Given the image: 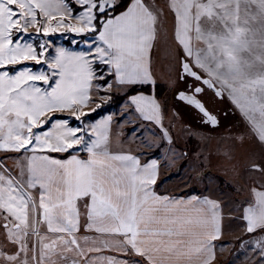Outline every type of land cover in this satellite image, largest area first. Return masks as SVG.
Returning a JSON list of instances; mask_svg holds the SVG:
<instances>
[{"label": "snow or ice", "instance_id": "1", "mask_svg": "<svg viewBox=\"0 0 264 264\" xmlns=\"http://www.w3.org/2000/svg\"><path fill=\"white\" fill-rule=\"evenodd\" d=\"M169 19L176 98L215 127L200 97L226 95L264 148V0H0V264H212L220 203L157 193L159 157L113 150V116L90 119L121 87L128 112L115 123L135 115L145 126L128 135L155 136L154 124L156 151L173 144L153 94ZM58 33L74 47L56 45ZM250 170L240 218L264 264V160Z\"/></svg>", "mask_w": 264, "mask_h": 264}, {"label": "rangeland", "instance_id": "2", "mask_svg": "<svg viewBox=\"0 0 264 264\" xmlns=\"http://www.w3.org/2000/svg\"><path fill=\"white\" fill-rule=\"evenodd\" d=\"M161 1L162 0H151V2L156 5H159ZM59 38L63 40V42L66 40L70 42L73 36L63 34ZM50 39L55 40V37H50ZM167 46V49L170 48L172 50V44L170 46L167 44ZM200 47H203V45L200 44L198 48ZM174 56L175 48L173 46V52L169 60L165 61L167 65L172 66V72L170 73L171 79L175 77L173 71V66L175 64ZM168 85H166L167 87L161 88L163 94L161 95L160 102L165 106L164 113H166V120L163 124L165 128H169L173 144L169 145L165 142L164 146L167 144V146H170V148L176 151L177 157L180 160L174 167L175 169H172L171 173L165 178L170 179L176 177L175 175H177L178 172L185 168L186 165H189V179H197L198 175L193 176V173L198 171L200 173L198 176L199 181L196 180L189 187V190H192L201 185L200 182L203 176L209 178L214 177L220 187V179L218 176H221L223 178L224 188L222 189V187H220V189L224 192H228L229 196L225 198V200H228L232 207L234 206L232 210H238L242 205L243 198L240 197L243 196V192H245L243 189L252 186L253 180H258L259 174L250 169L254 162H261L264 160V148H261L258 144L244 135L245 121L239 110L235 108L226 95L223 98H218L214 96L210 90H206L200 97L205 103L206 109L209 110L218 121L217 125L213 127L201 123V114L176 98V92L178 90H185L183 84H180L178 89L172 88L170 83H168ZM112 109L114 108H111L110 111ZM147 127L151 128L152 131L157 134L153 136L147 131L144 132L145 138L142 142L152 145L151 151L146 152V154H148V156H152L153 153L158 155L161 148L157 152L156 146L161 142L160 131L153 125ZM169 163L172 162L169 161ZM172 164H174V162ZM181 186V188L186 189L183 185ZM237 196L238 198H236ZM232 210H230V212H233ZM258 235L259 234H251L239 238L234 243L230 252V258L233 252L240 246V243H243L242 241L246 238H248V240L241 244L244 247L242 253L245 252V249L250 250L254 248V241L257 239ZM10 250V248L5 249V251ZM234 256L235 255L232 256V259ZM229 260L228 257L222 264H228Z\"/></svg>", "mask_w": 264, "mask_h": 264}, {"label": "crops", "instance_id": "3", "mask_svg": "<svg viewBox=\"0 0 264 264\" xmlns=\"http://www.w3.org/2000/svg\"><path fill=\"white\" fill-rule=\"evenodd\" d=\"M165 3V0H162L160 2L159 7H162ZM163 29V35L158 39L156 43V50L153 53V71L155 74V78L157 80V85H160L162 88L167 87L168 83H170L172 72V66L167 65L165 62L166 60H169V57L171 53L173 52V42L171 40V20L169 19L166 25L162 26ZM29 32H34L33 29H29ZM63 34H53L51 37H55V44L59 46H64L66 48L72 49L74 46L70 43V46H66L59 37ZM72 35L73 34H69ZM57 37V38H56ZM167 44L169 46L172 44L171 47L172 50L168 48ZM201 43L194 42V46L198 48ZM175 48V46H174ZM164 84V86H163ZM169 86V85H168ZM126 92V89L121 87H116L112 89V94H123ZM154 92V91H153ZM154 94V93H153ZM99 99V98H98ZM128 98H126L122 103H120L116 108L112 109L110 112L105 113L104 115L98 117L97 119L93 121H97L104 116L111 115L113 116V126H112V137H111V147L115 151H124L129 152L131 151L133 154H139V153H145L151 151V147H145V143L142 142V140L145 138V135L143 134L142 137L137 138L135 135H128L127 130L131 128L133 125H139L140 127L145 126V122L138 120L135 115L128 116L127 120L121 121L119 125L115 123L117 119H119L121 116H123L126 112H128ZM158 99V98H157ZM161 98L158 99L160 102ZM161 103V102H160ZM92 108L95 107V104L91 106ZM90 109H85V111H89ZM163 116V123L166 120V117ZM56 115H63L68 116L70 114L68 113H57ZM128 121H131L129 123ZM155 126L154 124H148L147 126ZM158 128V127H157ZM170 146H164L161 148L160 153L157 155L159 159L157 160L158 167V175H157V183L155 186V190L157 193L160 194H166L170 197H179L183 199L191 198L192 196H199V197H208L214 201H217L222 206V234L220 239L213 241L212 243L216 245L214 248V254L215 258L212 261V264H222L224 260H227L229 257L228 264H253L252 257L254 256V253L250 251L249 249H245V252L242 253L244 250L243 244L248 240L246 238L243 243H240V246H238L237 250L233 252L232 256L234 258L232 259V256L230 258V252L234 246V243L241 238L242 236H249L251 234L246 232V222L243 221L240 217L242 214V208H238V210L234 211L232 210L231 204L229 201L225 200V198H228V192H224L220 189L218 182L216 179L209 178V177H202L201 185L199 187L197 186L195 189L189 190V187L192 185L193 182L198 180L199 171L193 173V176H197V179L192 180L189 179L190 170L188 166L186 165L185 168H183L180 172L175 175L176 177L167 179L165 178L169 173H171L172 169H175L174 167L180 160L177 157V152L174 151L172 148L171 151H169ZM84 158H87L86 153H82ZM148 156V154H147ZM150 157V156H148ZM141 162L143 163L146 159V156L140 157ZM171 161L174 164L169 163ZM8 164H11V161L7 162ZM192 176V174H191ZM199 181V180H198ZM184 183V184H183ZM183 185L186 187V189L181 188ZM249 186L248 188H244L243 196L240 198H243L242 205L244 207H247L248 204L246 201L252 200V196L250 193V189L253 187ZM258 186V185H256ZM180 187V188H178ZM232 198V197H231ZM234 198V197H233ZM238 198V196L236 197ZM234 202V201H233ZM236 203V202H234ZM238 204V203H237ZM232 210L233 212H230ZM221 244H224L225 246L223 248L220 247ZM134 259H141L140 257H134ZM142 264L144 262L142 261Z\"/></svg>", "mask_w": 264, "mask_h": 264}, {"label": "trees", "instance_id": "4", "mask_svg": "<svg viewBox=\"0 0 264 264\" xmlns=\"http://www.w3.org/2000/svg\"><path fill=\"white\" fill-rule=\"evenodd\" d=\"M124 3L127 4L128 3V0H124ZM64 44L66 46H70V42H68L67 40L64 42ZM161 88L162 87L160 85H158L153 90L154 91L153 92L154 95L158 99H160L161 98V95L163 94ZM128 97H129V95H125V93H123V94H112V99H111L110 103L106 106V110H101L99 113L94 114L92 117H90V119L91 120H95L98 117L104 115L105 113L109 112L111 108L117 107L120 103H122ZM57 116H63V115H57ZM218 177L220 179V187H222V189H223L224 188L223 187V178L221 176H218Z\"/></svg>", "mask_w": 264, "mask_h": 264}, {"label": "bare ground", "instance_id": "5", "mask_svg": "<svg viewBox=\"0 0 264 264\" xmlns=\"http://www.w3.org/2000/svg\"><path fill=\"white\" fill-rule=\"evenodd\" d=\"M236 116V115H235ZM232 121V120H231ZM233 122V121H232ZM232 130H233V128H232ZM231 131V130H230Z\"/></svg>", "mask_w": 264, "mask_h": 264}, {"label": "flooded vegetation", "instance_id": "6", "mask_svg": "<svg viewBox=\"0 0 264 264\" xmlns=\"http://www.w3.org/2000/svg\"><path fill=\"white\" fill-rule=\"evenodd\" d=\"M209 111V110H208ZM211 114V113H210Z\"/></svg>", "mask_w": 264, "mask_h": 264}]
</instances>
